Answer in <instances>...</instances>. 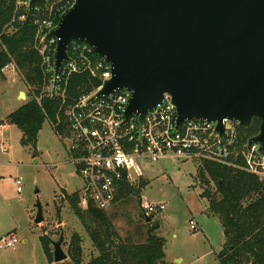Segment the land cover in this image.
I'll return each instance as SVG.
<instances>
[{
	"label": "water",
	"instance_id": "95a60500",
	"mask_svg": "<svg viewBox=\"0 0 264 264\" xmlns=\"http://www.w3.org/2000/svg\"><path fill=\"white\" fill-rule=\"evenodd\" d=\"M37 1L29 0L27 16ZM57 24L50 32L57 42L54 75L72 43H88L111 65V78L91 100L125 88L132 95L124 122L137 114L142 125L167 95L176 126L212 120L223 134L225 118L247 129L258 120L246 143L264 151V0H74ZM34 205L32 221L39 224L43 205ZM49 241L53 263L65 262L62 234Z\"/></svg>",
	"mask_w": 264,
	"mask_h": 264
},
{
	"label": "built area",
	"instance_id": "2783aa9c",
	"mask_svg": "<svg viewBox=\"0 0 264 264\" xmlns=\"http://www.w3.org/2000/svg\"><path fill=\"white\" fill-rule=\"evenodd\" d=\"M28 2L16 0L12 23L28 17ZM73 2L39 0L32 5L30 15L36 26L33 42L41 60L43 78L36 101L40 107L45 97H56L59 102L55 118L47 117V120L66 144L70 163L77 168L82 179L79 194L82 208L92 203L99 210L111 209L117 204L124 186L137 187L145 177L148 167L145 164H154L165 158L209 160L264 179V151L259 152L260 145L256 142L248 148L247 139L241 147L237 146L240 133L236 121L222 120L223 134L216 130L217 121L212 120L189 118L176 126L177 111L166 95L164 102L153 113H148L140 125L137 114L124 122V110L132 95L125 88L91 100L103 81L111 78V65L86 42L69 46L68 57L55 76L53 54L57 42L50 32ZM8 69L14 75L18 72L13 61L1 71ZM74 75H85L100 83L96 89L71 98L66 89ZM0 149H8L1 139ZM21 182V176L14 180L18 192L22 191ZM140 208L141 213L151 216L165 209V205L141 200ZM190 228H196L194 221L190 222ZM20 242L18 233L11 230L0 237V249L15 248Z\"/></svg>",
	"mask_w": 264,
	"mask_h": 264
},
{
	"label": "rangeland",
	"instance_id": "374dc122",
	"mask_svg": "<svg viewBox=\"0 0 264 264\" xmlns=\"http://www.w3.org/2000/svg\"><path fill=\"white\" fill-rule=\"evenodd\" d=\"M9 70L1 71L0 75V124H4L0 139L8 147L6 151L0 149V235L14 228L21 242L15 248L0 249V264H49L39 237L56 240L60 234L67 255L72 235H78L83 262H86L97 252L67 203L69 195L82 189V179L70 163L66 144L47 119L38 132L34 148L22 145L20 130L6 122L11 111L31 98L18 72L15 76ZM18 90L26 94L25 99L17 97ZM199 163L194 159L165 158L145 164L148 168L140 181L144 185L139 182V195L127 196L105 211L121 239L144 241L149 224L139 216L141 200L163 203L165 209L155 213L151 223L159 225L155 234L165 239L163 249L167 261L172 263L180 258L174 264H217L216 253L225 238L220 218L208 211L207 201L199 195ZM19 176L22 177L21 192H17L14 183ZM211 187L215 184L211 183ZM36 200L43 205L44 219L39 224L32 221ZM57 208L61 223L57 222ZM191 221L196 226L192 230Z\"/></svg>",
	"mask_w": 264,
	"mask_h": 264
},
{
	"label": "trees",
	"instance_id": "16d2710c",
	"mask_svg": "<svg viewBox=\"0 0 264 264\" xmlns=\"http://www.w3.org/2000/svg\"><path fill=\"white\" fill-rule=\"evenodd\" d=\"M15 2L0 0V75L1 69L13 61L24 85L30 90L31 98L11 111L6 122L20 130L22 145L34 148L38 132L47 117L55 118L59 102L56 97H45L40 107L36 101L35 96L39 94L43 82L41 60L33 42L36 26L31 15L21 22H11ZM99 83V80L89 79L85 75H74L68 83L66 94L75 98L80 93L96 89ZM257 125L258 120H254L251 128H239L237 146L241 147L247 138L257 133ZM197 179L201 189L199 195L207 201L208 211L221 220L225 242L216 253L217 264H264V179L209 160L198 164ZM211 183L215 184L213 189ZM139 184L137 187L124 186L117 205L127 196L137 197L143 182ZM79 194L73 192L68 196L67 203L85 228L97 253L83 262L81 240L75 234L68 247L69 259L53 263L51 242L40 236L49 264H168L163 249L165 239L155 234L159 226L157 223H148L144 241H125L110 221L105 212L107 210H99L92 203L82 208Z\"/></svg>",
	"mask_w": 264,
	"mask_h": 264
},
{
	"label": "crops",
	"instance_id": "0c3cea01",
	"mask_svg": "<svg viewBox=\"0 0 264 264\" xmlns=\"http://www.w3.org/2000/svg\"><path fill=\"white\" fill-rule=\"evenodd\" d=\"M20 92H22V91H21V90H18L17 93H16V95H17L18 98H20V97H19ZM24 94H25V93H24ZM25 96H26V94H25ZM2 126H4V124H2ZM0 132H1V131H0ZM1 137H2V136H1ZM3 141H4V140H3ZM4 142H5V141H4ZM146 168H148V167H146ZM17 192H18V191H17ZM13 229H14V228H11V230H13ZM14 231H15V230H14ZM8 232H11V231L9 230V231H7V232L1 234L0 237L3 236V235H5V234H7ZM23 241L26 242L25 240H23ZM164 254H165V253H164ZM176 259H180V258H175V262H176ZM180 260H181V259H180ZM166 261H167V259H166ZM175 262H172V263L174 264ZM167 263H168V264H172L171 262H168V261H167Z\"/></svg>",
	"mask_w": 264,
	"mask_h": 264
},
{
	"label": "flooded vegetation",
	"instance_id": "af4514ba",
	"mask_svg": "<svg viewBox=\"0 0 264 264\" xmlns=\"http://www.w3.org/2000/svg\"><path fill=\"white\" fill-rule=\"evenodd\" d=\"M58 209V208H57ZM57 209H56V212H57Z\"/></svg>",
	"mask_w": 264,
	"mask_h": 264
}]
</instances>
